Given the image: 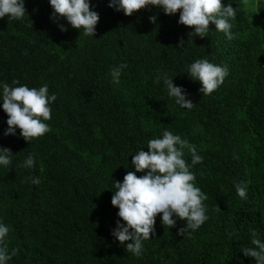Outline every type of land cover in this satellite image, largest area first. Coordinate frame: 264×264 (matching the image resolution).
<instances>
[{
    "label": "trees",
    "instance_id": "16d2710c",
    "mask_svg": "<svg viewBox=\"0 0 264 264\" xmlns=\"http://www.w3.org/2000/svg\"><path fill=\"white\" fill-rule=\"evenodd\" d=\"M88 2L99 14L94 36L66 18L53 21L49 0H24L21 20L0 18V96L7 83L47 84L57 97L51 119L41 118L50 130L30 142L19 128L4 135L9 117L0 99V148L14 155L0 165V223L10 227L9 253L17 250L7 264H255L242 249L252 247V231L264 242V0H221L238 10L232 40L213 23L206 37L189 35L194 29L179 24V11L148 5L126 16L111 0ZM197 59L229 70L209 95L187 73ZM121 64L114 84L110 70ZM165 74L186 91L191 110L168 95ZM165 130L203 158L191 166L184 150L208 219L181 236L185 221L174 216L169 228L157 214L155 235L134 255L112 235L118 221L127 226L111 203L114 182L129 171L147 174L136 172L133 156ZM29 155L34 166L20 167ZM240 182L246 200L237 195Z\"/></svg>",
    "mask_w": 264,
    "mask_h": 264
},
{
    "label": "clouds",
    "instance_id": "9594fccd",
    "mask_svg": "<svg viewBox=\"0 0 264 264\" xmlns=\"http://www.w3.org/2000/svg\"><path fill=\"white\" fill-rule=\"evenodd\" d=\"M53 14L51 19L57 21L66 18L68 23L77 30L83 29L85 36H94L99 20V14L90 10L88 0H49ZM148 5L157 6L165 15H174L180 12L179 24L194 29L189 35L204 38L209 32V24H215L216 30L225 34L228 40L234 39L231 32L236 19L237 11L231 4L222 6L221 0H111L109 7L116 11H123L126 16L146 8ZM27 15L24 0H0V18L8 17L12 20H21ZM28 16V15H27ZM150 22L155 24L156 17H150ZM32 26V23L31 25ZM61 31H66L62 25ZM184 47L181 40L177 49ZM127 64H121L110 70L112 82L120 83L121 72ZM187 73L192 80L201 84L202 95H209L223 84L229 74L227 66L210 63L207 59H197L187 67ZM159 77L156 82H159ZM164 84L168 95L175 98V103L182 108L191 110L195 104L187 98L182 87L173 84V79L164 75ZM19 85V81H13ZM2 107L9 117L8 128L4 135H15L19 128L21 136L28 142L33 138L42 137L48 132L49 126L42 122L51 119L50 103L57 99L56 95H49V88L44 84L40 88H29L27 85L12 87L7 83L2 85ZM148 152L138 151L132 159V166L136 172L149 170L146 175L137 177L129 171L122 183L114 182L115 191L111 203L118 208V216L126 222H117L112 235L125 245L127 252L140 255L143 241L150 235H155V217L162 213L164 226L172 228L176 225L177 217L185 221L186 226L179 229L178 235L184 236L188 230H197L207 219L206 206L203 201L207 196L194 185L195 174L190 171L191 166L202 163V156L197 153L195 145H190L180 135H174L165 130L162 138L148 141ZM191 154V166L187 164L184 150ZM13 153L8 148H0V165L8 167L12 163ZM35 160L29 155L20 167L32 168ZM38 185L39 178L28 177L24 182ZM237 195L247 199L248 187L245 183L235 184ZM219 209V208H218ZM220 210V209H219ZM130 229L132 231H130ZM10 232V227L0 223V264H7L17 254L13 249L9 253L5 238ZM252 247H244L242 252L245 257L255 260V264H264V242L257 238V232L252 231ZM131 241L130 243H125Z\"/></svg>",
    "mask_w": 264,
    "mask_h": 264
}]
</instances>
